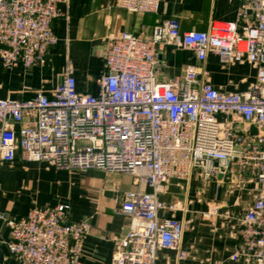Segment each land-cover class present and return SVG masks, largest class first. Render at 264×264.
Listing matches in <instances>:
<instances>
[{"label":"built area","instance_id":"obj_1","mask_svg":"<svg viewBox=\"0 0 264 264\" xmlns=\"http://www.w3.org/2000/svg\"><path fill=\"white\" fill-rule=\"evenodd\" d=\"M62 0H0V60L3 68L43 66L57 37L52 19ZM161 0H117L130 12H156ZM236 22L212 21L205 31L179 30L177 20L156 24L148 37L120 32L110 38L95 94L77 91L72 68L49 93L22 100L0 98V165L41 161L58 169H99L133 176L120 212L129 228L118 239L110 264H155L158 249L177 252L186 223L158 194L171 180L194 173L209 179L218 170L258 184L239 228L232 255L264 264V0H243ZM174 45L209 52L222 64L248 62L256 81L244 91H223L192 65L169 81L156 78L158 49ZM233 114L241 127L225 125L217 114ZM254 126L256 133H251ZM217 163V165H215ZM145 183L151 191L142 190ZM70 205L33 204L23 215L4 217L9 240H1L18 264H77L91 224L68 219Z\"/></svg>","mask_w":264,"mask_h":264},{"label":"crops","instance_id":"obj_2","mask_svg":"<svg viewBox=\"0 0 264 264\" xmlns=\"http://www.w3.org/2000/svg\"><path fill=\"white\" fill-rule=\"evenodd\" d=\"M116 2L62 0L59 15L52 19L57 41L47 50L43 66L6 69L0 60V98L22 100L38 91L49 93L61 83L68 67L73 70L77 91L97 93L106 44L120 32L148 37L156 24L171 19L178 21L181 32L205 31L212 21L236 22L241 31L250 18L249 14L239 15L243 0H161L153 13L130 12ZM187 65L200 72L199 80L203 79L201 72L207 71L210 82L223 91H244L256 81V67L248 62L222 64L213 52L200 61L193 50L174 45L158 49L157 81L180 76ZM234 117L217 114L223 124L241 127V121ZM112 175L94 168L65 170L17 158L11 167L0 165V214L16 217L33 204L67 202L70 221L87 219L91 224L77 264H110L118 239L129 228V218L119 210L123 194L136 188L133 176L126 174L124 187L122 176L115 181ZM140 188L151 191L145 183H140ZM257 189L258 184L251 180L222 176L219 170L209 179L194 173L187 181L171 180L158 196L167 204H176L177 209L163 210L159 215H174L186 223L180 242L186 254L179 259L174 250L158 249L155 264H254L232 255L240 245L241 219ZM9 238L10 229L0 219V264H18L1 242Z\"/></svg>","mask_w":264,"mask_h":264},{"label":"rangeland","instance_id":"obj_3","mask_svg":"<svg viewBox=\"0 0 264 264\" xmlns=\"http://www.w3.org/2000/svg\"><path fill=\"white\" fill-rule=\"evenodd\" d=\"M112 174H113L112 177L115 178V181H118L119 176H122V178H123L122 181H123L124 187H127L126 186L127 185V182L125 180L126 174H122V173L121 174L120 173H112ZM114 178L113 179L111 178V181H114ZM126 191H128V190H126Z\"/></svg>","mask_w":264,"mask_h":264},{"label":"water","instance_id":"obj_4","mask_svg":"<svg viewBox=\"0 0 264 264\" xmlns=\"http://www.w3.org/2000/svg\"><path fill=\"white\" fill-rule=\"evenodd\" d=\"M250 132H251V133H256V128H255L254 126H251V128H250ZM225 176H226V177H229L230 174L227 173Z\"/></svg>","mask_w":264,"mask_h":264}]
</instances>
